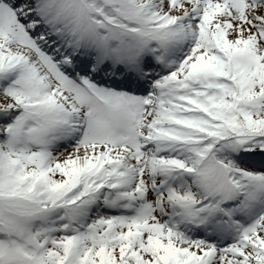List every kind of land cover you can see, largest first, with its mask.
<instances>
[{
    "label": "snow or ice",
    "instance_id": "obj_1",
    "mask_svg": "<svg viewBox=\"0 0 264 264\" xmlns=\"http://www.w3.org/2000/svg\"><path fill=\"white\" fill-rule=\"evenodd\" d=\"M0 264H264V0H0Z\"/></svg>",
    "mask_w": 264,
    "mask_h": 264
}]
</instances>
